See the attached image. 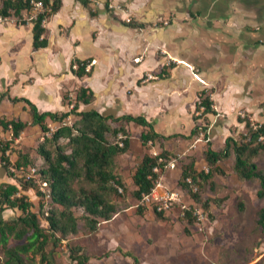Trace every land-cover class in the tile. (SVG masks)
Returning a JSON list of instances; mask_svg holds the SVG:
<instances>
[{
	"label": "crops",
	"instance_id": "obj_1",
	"mask_svg": "<svg viewBox=\"0 0 264 264\" xmlns=\"http://www.w3.org/2000/svg\"><path fill=\"white\" fill-rule=\"evenodd\" d=\"M97 1L62 0L44 23L48 44L39 49L33 19L0 23V118L31 120L29 105L11 97L28 98L41 112H64L65 92L83 86L95 100L81 110L144 116L167 137H194L203 90L220 116L213 136L227 137L233 126L241 131V112L264 123V0ZM110 3L122 9H109ZM76 61L93 63L90 72L78 76ZM152 71L160 78L143 82ZM40 132L29 125L11 147L30 145ZM11 133L0 124V136ZM13 155L15 165L19 152ZM16 177L0 157V186L19 183ZM12 212L20 215L8 208L0 220L14 219Z\"/></svg>",
	"mask_w": 264,
	"mask_h": 264
},
{
	"label": "trees",
	"instance_id": "obj_2",
	"mask_svg": "<svg viewBox=\"0 0 264 264\" xmlns=\"http://www.w3.org/2000/svg\"><path fill=\"white\" fill-rule=\"evenodd\" d=\"M42 1L44 10L40 11L34 23L35 47L37 49L46 47L48 41L43 37L46 28L44 20L51 17L62 6V0H36ZM33 9L32 0H0V16H17L20 24H27L28 21L22 19L24 11ZM80 64L78 69H74L78 76L88 74L86 66L88 62L76 61ZM6 96L2 95L1 99ZM13 102L24 101L30 107L31 120L25 121L20 118H0V124L4 130H11V137L0 145L1 162L9 175L14 177L11 169L12 161L7 154L10 146L20 138L22 132L29 125H39L42 129L44 139L40 141L36 151L44 162V166L38 169L39 174L46 182V187L50 190V200L52 207L44 210V202H40L39 211H34V202L30 200V189H37L35 180H26L16 177L19 183L6 182L0 186V208L2 210L11 208L19 209L21 215L14 219L0 220V242L5 249V259L2 264H23L25 263L24 253L33 250L42 256L43 262H49L45 248L51 238L56 243L70 235H77L83 229L97 231L101 220H111L116 214L124 210L125 207L119 197L126 196L128 192L124 179L118 173V157L127 153L131 148V138L127 125L134 122L143 127L141 141L147 146L150 142L161 141L163 150L158 154L145 153L136 167L133 175L136 189L132 191L134 198L141 200L144 194L151 193L155 187L159 176L164 173L166 166L171 161L172 151L164 148V141L172 138L158 133L154 125L144 116L131 114L120 117L106 116L94 108L84 110L81 105L92 104L95 100L94 92L86 87L76 88V97L73 107L65 112L44 111L41 112L37 105L25 97H11ZM67 102V95L65 96ZM203 108V109H202ZM202 110V111H201ZM197 111H201L202 117L197 115V119L205 121L212 120L217 112L213 107V100L208 90L200 93L197 104ZM75 113L77 120L72 123H62L50 135L51 131L49 119L63 122L65 118ZM241 122H246L248 132L241 139L229 136L226 140L225 148L217 150L212 146V142H207L205 159L207 169H198L195 159L183 164L179 185L182 190L192 195L195 202L200 203L204 211L212 216V199L204 198L201 190L204 182L210 181L218 172L225 173L220 162L235 154L233 165L234 172L242 180L258 179L260 189L258 197L264 198V169L260 168L254 160L264 150V143L259 141V137L264 135V123H258V128L252 126L248 119L240 117ZM207 123V122H206ZM208 127L197 125L192 136H199L202 131L207 133ZM124 137L118 140L119 134ZM66 140V143L63 142ZM121 142L123 143L121 145ZM35 160L31 155V150L26 147L19 151V159L14 166H34ZM160 172H156L155 168ZM119 187L124 189L120 193ZM195 187L197 189L195 190ZM38 195L45 194L37 190ZM175 206V205H174ZM83 208L84 213L77 215L74 208ZM158 217L165 218L167 212L158 211ZM140 206L139 211H144ZM44 215L49 226L46 228L42 224L41 216ZM184 217L188 225L197 222L198 216L194 207L185 209ZM259 224L264 229V207L259 211ZM186 232L189 227L185 228ZM10 235L17 238V243L10 245ZM71 258L78 264H90L91 255L83 245H70ZM133 256L132 253H126ZM135 264H140L138 257L133 256Z\"/></svg>",
	"mask_w": 264,
	"mask_h": 264
},
{
	"label": "rangeland",
	"instance_id": "obj_3",
	"mask_svg": "<svg viewBox=\"0 0 264 264\" xmlns=\"http://www.w3.org/2000/svg\"><path fill=\"white\" fill-rule=\"evenodd\" d=\"M25 15L30 18L36 15V11L25 12ZM149 73L156 78L147 80V73L143 77V82L160 78V73L155 71ZM65 93L69 103L65 111H69L75 101L71 94L76 96V89H69ZM195 114L202 117L201 111H195ZM246 115L244 119L250 120L248 114ZM219 117L217 114L213 116L214 121L198 119L199 125L208 127L209 141L215 149H224L225 141L229 136L238 139H241L243 135L247 136L246 125L241 131L233 126L227 137L226 135L213 136L212 129ZM76 120V114L72 113L63 122L49 119V126L56 130L60 124H72ZM253 122L259 123L255 120ZM127 130L133 146L127 153L118 157L117 168L128 189L126 196L119 197V200L127 208L111 220H101L97 231L83 229L77 235H70L57 243L54 238H51L45 248L49 262H43L41 254L31 250L24 253L25 263L23 264H78L77 261L72 260L69 247L77 244L87 248L91 255L90 264H135L133 256L138 257L140 264H264V229L258 222L259 211L264 207V198L257 195L260 185L258 179L242 180L234 172V153L220 162L225 173H216L214 178L204 182L202 187V196L212 199L213 217H211L200 203L194 201L190 193L180 188L178 182L183 164L191 159H195L198 169H207L208 164L204 153L208 141L204 133L188 139L179 137L164 141V148L173 153L171 161L175 162L176 167L164 171L163 182L172 190L181 189L184 195L182 200L165 214V218H160L156 213L155 203L142 205L141 200L134 198L131 193L136 189L133 175L142 156L147 152L155 155L160 153L161 141L150 142L147 146H143L141 142L143 127L131 122L127 125ZM122 137L124 135L120 133L118 140L121 141ZM43 139V132H40L32 139L29 138L32 142L30 145L10 146L7 151L10 160L15 151H22L26 147L31 150V155L34 157V166L38 169L43 167L44 162L36 151ZM7 140V136H0V145ZM63 142L66 143V140ZM255 160L259 162L260 168H264V150L255 157ZM19 178L24 179L20 176ZM36 184L37 189L29 194V198L34 202V211H39L42 201L45 204L44 210L47 212L52 207L50 190L44 187V192L41 185L38 182ZM37 190L43 192L46 195L45 198L41 194L38 195ZM119 191L121 194L125 193L122 187H119ZM140 206L145 208L142 213L139 211ZM191 207L195 208L198 220L195 224L188 225L184 211ZM74 210L77 215L84 213L83 208L80 207H75ZM19 212L21 215L22 212L20 210ZM0 213L4 214L1 208ZM12 213L15 217L18 216ZM41 220L42 224L48 228L49 224L44 215L41 216ZM187 226L190 232H186ZM17 241L14 235H10L8 244L15 245ZM127 252L132 253L133 256L127 255ZM4 259L5 249L0 242V264Z\"/></svg>",
	"mask_w": 264,
	"mask_h": 264
},
{
	"label": "built area",
	"instance_id": "obj_4",
	"mask_svg": "<svg viewBox=\"0 0 264 264\" xmlns=\"http://www.w3.org/2000/svg\"><path fill=\"white\" fill-rule=\"evenodd\" d=\"M92 2H98L97 0H90ZM32 4H33V11L35 10L36 11V15H32L30 18H28L26 15L23 14V18L24 20H32L34 18H36L37 14L44 10V4L42 1H36V0H32ZM108 8L109 9H122V6L121 5H118V4H108ZM25 12H29V11H25ZM16 18V19H15ZM11 19V20H10ZM47 19L44 20L43 23L46 22ZM19 18L17 16H8V17H4V16H0V23H19ZM128 21H132L131 18H128ZM93 63L91 64H88L86 66V69L87 71H90L91 70V66H92ZM80 66V64L78 62H75L73 64V69H78ZM147 80H150V79H154L156 78V76H154L152 73H148L147 74ZM72 97H76L74 94H71ZM73 106V105H72ZM203 109V108H202ZM202 111V110H201ZM240 115L245 118L247 115L246 113L244 112H241ZM250 119V118H249ZM251 122H252V126L256 129L258 128V123H254L252 119H250ZM55 130H53L51 128V131L49 133H47L48 136H50ZM51 133V134H50ZM205 133L206 132H202ZM208 133V131H207ZM209 135V134H208ZM207 141H209V136L206 138ZM259 141L264 143V135L260 136L259 137ZM123 143L121 142V145ZM176 167V164L174 161H171L169 163V165L166 166V170L168 168H175ZM11 169L14 173H16L18 176L20 177H23L25 178L26 180H35L36 182H38L43 191L45 192V188L46 187V182L44 181V179L41 177V175L39 174L38 172V168L36 166H20V167H17V166H14L12 165L11 166ZM155 171L156 172H160V169L159 168H155ZM164 174L162 173L158 180L156 181V184H155V187L152 189L151 193H148V194H144L142 199H141V204L142 205H150V204H153L155 203L157 205V209L158 211H164V212H168L170 211L174 205L178 202H180L182 200V197H183V191L181 189L179 190H172L170 189L164 182ZM46 214H48L46 212Z\"/></svg>",
	"mask_w": 264,
	"mask_h": 264
}]
</instances>
